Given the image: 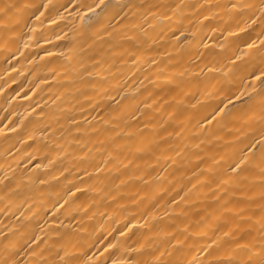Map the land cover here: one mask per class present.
Instances as JSON below:
<instances>
[{
    "label": "bare ground",
    "instance_id": "1",
    "mask_svg": "<svg viewBox=\"0 0 264 264\" xmlns=\"http://www.w3.org/2000/svg\"><path fill=\"white\" fill-rule=\"evenodd\" d=\"M20 2L33 7L0 29V259L223 264L246 258L237 244L258 250L264 0H120L135 6L123 22L99 0Z\"/></svg>",
    "mask_w": 264,
    "mask_h": 264
},
{
    "label": "snow or ice",
    "instance_id": "2",
    "mask_svg": "<svg viewBox=\"0 0 264 264\" xmlns=\"http://www.w3.org/2000/svg\"><path fill=\"white\" fill-rule=\"evenodd\" d=\"M31 5L20 2V0H5L4 3L0 4V29L4 31H11L13 28L19 26L20 17L22 14L28 10ZM43 7L47 8V5H43ZM97 8H100L101 12L104 14H111L112 18L120 17L121 21H126L129 16L126 12L127 10L133 9L135 6L131 3H120V0H99V3L96 5ZM235 7V5H233ZM88 9L90 12H95V9L89 5ZM43 13H41L42 15ZM135 13H133V16ZM264 44V41L261 42ZM252 45H249L251 47ZM264 76V73H261ZM222 111V110H221ZM175 163V161H173ZM244 161L241 160L239 163L235 164V168L232 169L235 171L236 169H240L241 164ZM218 199V197H217ZM262 211H264V205H261ZM264 227V225H262ZM230 233H225V235H229ZM7 239V237H5ZM34 240H39V237H33ZM177 243H181V241H177ZM215 243V241H213ZM245 248L247 249V256L245 259L232 261L231 259L226 260L223 264H264V240H262L259 249L254 251L255 246L252 244L241 246L237 244V248ZM7 251V247L5 248ZM62 264H71L70 260H63ZM0 264H19L17 260L11 259V257H7L5 259H0ZM113 264H116V261H113Z\"/></svg>",
    "mask_w": 264,
    "mask_h": 264
}]
</instances>
